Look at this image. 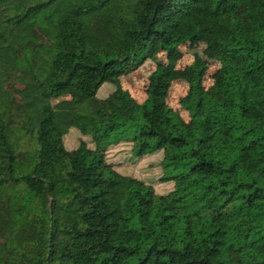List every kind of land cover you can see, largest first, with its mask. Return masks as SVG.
<instances>
[{
	"label": "trees",
	"instance_id": "1",
	"mask_svg": "<svg viewBox=\"0 0 264 264\" xmlns=\"http://www.w3.org/2000/svg\"><path fill=\"white\" fill-rule=\"evenodd\" d=\"M186 43L143 102L123 87ZM121 144L172 189L118 173ZM0 264H264V0H0Z\"/></svg>",
	"mask_w": 264,
	"mask_h": 264
},
{
	"label": "rangeland",
	"instance_id": "2",
	"mask_svg": "<svg viewBox=\"0 0 264 264\" xmlns=\"http://www.w3.org/2000/svg\"><path fill=\"white\" fill-rule=\"evenodd\" d=\"M203 49V43L194 45L186 43L178 47L177 53L171 59H167L164 53H160L154 56L152 60L146 61L136 72L123 76L121 78L122 85L131 93L135 100L141 103L146 98V88L148 86L147 77L154 70L157 63L161 62L163 64H169L176 69H181L191 62L195 54L202 56ZM205 61L208 70L204 85L205 87H209L212 84V73L217 69L218 64L210 60ZM112 90L113 88L110 84H103L98 90L97 97L105 98L112 92ZM186 92L187 86L183 81H175L172 83L166 99L167 105L173 110L178 109V101L181 97L185 96ZM66 98H69L68 91L64 92L62 97L53 101V103ZM181 115L185 120L188 119L185 113H181ZM80 141H84L87 143L88 147H92L90 139L82 136L75 129H71L63 139L64 147L69 151L75 149ZM128 151L129 144H121L109 149L106 154L107 163H109L118 173L138 179L152 186L155 193L158 195L165 194L172 189L171 183H162L160 181L162 176V170L160 167V160L162 158L161 152L130 161L128 160Z\"/></svg>",
	"mask_w": 264,
	"mask_h": 264
}]
</instances>
